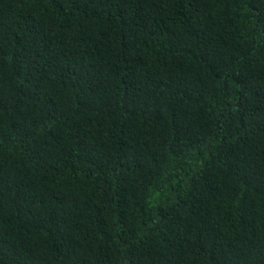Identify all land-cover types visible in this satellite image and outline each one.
Here are the masks:
<instances>
[{
	"label": "trees",
	"instance_id": "1",
	"mask_svg": "<svg viewBox=\"0 0 264 264\" xmlns=\"http://www.w3.org/2000/svg\"><path fill=\"white\" fill-rule=\"evenodd\" d=\"M0 264H264V0H0Z\"/></svg>",
	"mask_w": 264,
	"mask_h": 264
}]
</instances>
